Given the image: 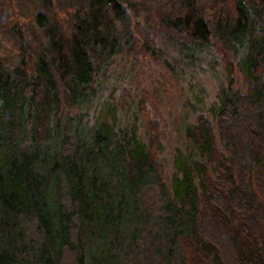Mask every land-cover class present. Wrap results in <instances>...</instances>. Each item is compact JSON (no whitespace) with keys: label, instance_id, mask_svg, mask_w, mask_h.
Wrapping results in <instances>:
<instances>
[{"label":"trees","instance_id":"trees-1","mask_svg":"<svg viewBox=\"0 0 264 264\" xmlns=\"http://www.w3.org/2000/svg\"><path fill=\"white\" fill-rule=\"evenodd\" d=\"M214 50L173 177L144 99L143 132L92 116L119 57L178 76ZM66 263L264 264V0H0V264Z\"/></svg>","mask_w":264,"mask_h":264},{"label":"rangeland","instance_id":"rangeland-1","mask_svg":"<svg viewBox=\"0 0 264 264\" xmlns=\"http://www.w3.org/2000/svg\"><path fill=\"white\" fill-rule=\"evenodd\" d=\"M155 37L163 47L161 35L156 33ZM173 52L174 57L176 52ZM173 57H170V62L179 71L178 76L171 72L165 59L140 54L128 62L119 57L109 66L107 73L99 77L102 99L98 110L92 111L93 117L105 115L100 105L108 100L119 107L124 122H139L143 132V117L138 104L140 99H144L148 109L160 122L165 147L162 158L170 177L177 173L179 155L184 156L188 151L186 126L194 122L197 113L201 112L200 101L204 106L203 112L210 115L208 109L218 102L228 82L226 61H233L231 58L225 59L224 54L217 50L205 53L203 60L194 68L183 63L175 65ZM236 78L239 79L237 73Z\"/></svg>","mask_w":264,"mask_h":264}]
</instances>
